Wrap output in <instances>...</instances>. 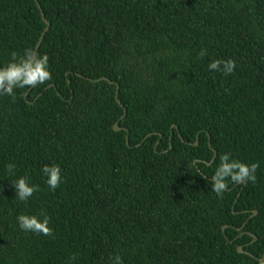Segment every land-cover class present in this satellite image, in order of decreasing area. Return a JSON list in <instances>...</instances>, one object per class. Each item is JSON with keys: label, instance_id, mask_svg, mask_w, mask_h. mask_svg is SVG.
<instances>
[{"label": "trees", "instance_id": "1", "mask_svg": "<svg viewBox=\"0 0 264 264\" xmlns=\"http://www.w3.org/2000/svg\"><path fill=\"white\" fill-rule=\"evenodd\" d=\"M28 48L52 79L0 97V264H264V0H0V65ZM225 152L259 167L217 197Z\"/></svg>", "mask_w": 264, "mask_h": 264}, {"label": "clouds", "instance_id": "2", "mask_svg": "<svg viewBox=\"0 0 264 264\" xmlns=\"http://www.w3.org/2000/svg\"><path fill=\"white\" fill-rule=\"evenodd\" d=\"M206 54V50L201 51L200 55ZM236 61L234 59H216L208 64L209 71L221 72L225 75L235 71ZM52 79L49 68V57L47 53H37L33 49H25L22 55L12 53L11 60L6 64L0 65V97H15L16 89H24L43 85ZM257 163H245L232 157L230 152H225L219 156V164L215 168L211 180V190L217 195L222 194L228 189L229 182L238 184L241 182L256 181ZM6 172L9 176H15L11 180L15 195L18 200L27 202L34 192L39 191V186L31 183V178L26 175L16 176V166L6 165ZM46 177V184L50 190H55L61 184L62 169L57 163L45 164L41 169ZM19 227L25 232L50 235L52 229L49 227L48 217L45 215L20 214L17 216ZM111 264H123L122 257L115 255L109 257Z\"/></svg>", "mask_w": 264, "mask_h": 264}, {"label": "water", "instance_id": "3", "mask_svg": "<svg viewBox=\"0 0 264 264\" xmlns=\"http://www.w3.org/2000/svg\"><path fill=\"white\" fill-rule=\"evenodd\" d=\"M40 13H41V15H42V17H43V14H42V12H41V10H40ZM43 19H44V21L45 22H47V20L43 17ZM38 46V43H37V45H36V47ZM101 79H103V80H107V78H105V77H102ZM121 128L117 125V121L113 124V130H120ZM126 132H127V130H126ZM126 144H128V140H127V134H126ZM215 154V153H214ZM214 156V155H213ZM213 158V157H212ZM212 158H211V160H212ZM211 160L209 161V162H207V163H210L211 162ZM252 213L253 214H255L256 213V210H252ZM225 227V226H224ZM252 237H253V239H255V236L254 235H252ZM236 250H237V252H242L243 250H242V248H241V246L240 245H238V246H236ZM264 255V253L262 254V258L264 257L263 256Z\"/></svg>", "mask_w": 264, "mask_h": 264}, {"label": "bare ground", "instance_id": "4", "mask_svg": "<svg viewBox=\"0 0 264 264\" xmlns=\"http://www.w3.org/2000/svg\"><path fill=\"white\" fill-rule=\"evenodd\" d=\"M44 22H45V21H44ZM45 23H46V27H47V25H48V22H45ZM46 27H45V28H46Z\"/></svg>", "mask_w": 264, "mask_h": 264}, {"label": "flooded vegetation", "instance_id": "5", "mask_svg": "<svg viewBox=\"0 0 264 264\" xmlns=\"http://www.w3.org/2000/svg\"><path fill=\"white\" fill-rule=\"evenodd\" d=\"M264 253V249H263V252H262V254ZM264 256V255H263Z\"/></svg>", "mask_w": 264, "mask_h": 264}]
</instances>
